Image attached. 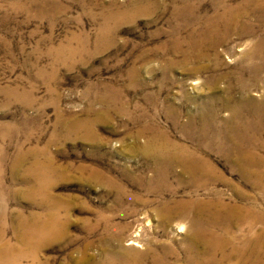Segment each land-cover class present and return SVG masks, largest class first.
<instances>
[{"label": "rangeland", "instance_id": "obj_1", "mask_svg": "<svg viewBox=\"0 0 264 264\" xmlns=\"http://www.w3.org/2000/svg\"><path fill=\"white\" fill-rule=\"evenodd\" d=\"M227 8L249 15L229 26L216 20ZM263 48L264 5L253 0H0L4 240L32 263L19 223L50 209L59 231L42 237L39 264H118L117 234L125 248L133 237L139 251L174 249L185 263L194 213L164 225L160 211L224 199L256 218L232 223L233 243L207 264H264ZM228 107L243 113L242 172L206 136L217 134L210 113L221 129ZM153 138L207 157L224 179L192 184L181 164L142 150ZM250 163H261L256 183Z\"/></svg>", "mask_w": 264, "mask_h": 264}, {"label": "bare ground", "instance_id": "obj_2", "mask_svg": "<svg viewBox=\"0 0 264 264\" xmlns=\"http://www.w3.org/2000/svg\"><path fill=\"white\" fill-rule=\"evenodd\" d=\"M253 2L255 3V5H264V0H253ZM248 15V10H236L235 8H227L225 13L220 15L216 20L222 22L224 21L229 26L231 25L234 27V24L236 22L244 20L248 17ZM228 108L231 111V116L225 121L222 120L223 126L221 129L214 128L215 126H213L215 120L219 117L217 109L221 111L227 109V107H218L215 111L213 110V108L211 109V111H213L209 115L211 124L209 129L211 131H216L217 134L214 137L211 136L212 138L210 137V135L206 136L209 139L208 142H210L213 146H215V138L219 137V142L221 145L218 144L217 148L221 152L222 156H225V159L231 162V167H233L234 170L242 172V134L244 128L243 124L240 123V119L241 117H243V113H241L240 107ZM211 135L213 134L211 133ZM142 150L145 153L149 154V156H151L153 159H155L154 161H156L158 164L164 162L168 165V167L169 164H173V162L178 163L179 165L181 164L184 172H188L190 177H192V184L196 186H207V184H210L211 182L215 181V179H224L223 175L217 173V170L213 166V163L207 157L197 156V154L194 152L191 153L185 151L184 146H182L181 144L173 143L168 139H164V141H161V139L159 140L156 138H153V140L151 141L147 140ZM252 154L253 153H251V150L247 149L245 157H247L248 159L253 158ZM259 164L250 163L251 166H249L250 168H248L249 172L247 171L248 180L252 175H254L252 176L253 183L257 182L256 178L258 179V176L260 175L258 173L256 174L255 171H253V167ZM38 166L41 167V170L45 167L40 162L35 163L33 167ZM44 172L49 171L47 169H44ZM37 188L39 187L37 186ZM220 198L222 197L220 196ZM189 210H191L194 215L192 217L191 226L189 228L188 237L190 239L186 248V253H184L186 255L185 263L182 261V254L174 249L165 248L162 252L158 253L156 249L147 246V248L145 247V250L139 251L135 248V246L142 247V245L139 244L137 238L132 237L130 241L126 244L133 245L134 247L125 248L123 244V236L121 234H117L115 239L118 243V248L115 250L114 256L116 257L118 264H207V262L213 260L212 253L216 251H224L226 248H228V246L233 243L234 238L231 236L230 232L231 227L233 226L232 223H234L235 221L236 223H241L244 219L248 220L250 218L254 220V218H256L254 217L252 211H250L248 208L242 206L240 207L237 204L232 205L226 203L224 199H211V201L194 200L191 201L190 204H180L179 209L164 207L163 211H160V214L165 216V218L168 220L167 222L165 221L166 223L164 225H166L171 223L173 218L178 215L179 217L180 215H187ZM55 212H50V209L46 213L35 212L32 214V219L24 218L21 219L22 221H20L19 223L25 230L24 234L21 235L20 241L24 243L26 248L34 247L35 250L32 254H30L32 261V263L30 264H39L40 260L37 254L36 247L40 246L46 237L49 238L51 236H54L57 232L58 217L55 215ZM222 217L228 219V225H224L219 222V219H221ZM200 223L201 227L199 228L198 226ZM213 228H222L223 235L217 237ZM183 229L184 224L180 226V230ZM42 237L44 238L41 241ZM17 247L18 246L11 244L9 241L4 240L3 232L0 231V264H29L28 261L30 260V256H27V252L23 250L24 248L18 249ZM26 258H29V260L27 261ZM85 260L87 262V260L89 259L87 258ZM26 261L28 263H26ZM89 261L91 262V260ZM82 262L85 261L81 260V263ZM91 263L95 264L94 262Z\"/></svg>", "mask_w": 264, "mask_h": 264}]
</instances>
